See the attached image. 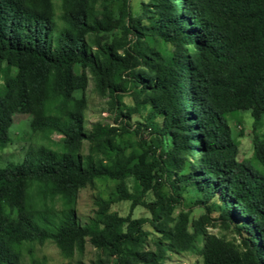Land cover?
I'll return each instance as SVG.
<instances>
[{
  "label": "trees",
  "instance_id": "1",
  "mask_svg": "<svg viewBox=\"0 0 264 264\" xmlns=\"http://www.w3.org/2000/svg\"><path fill=\"white\" fill-rule=\"evenodd\" d=\"M60 9L58 20L52 0H0V148L15 113L32 114L34 134L60 135L58 149L31 144L22 161L0 166V264H48L32 252L46 241L65 258L90 242L100 251L93 264H164L173 252L203 264H264V0H148L139 15L124 0L132 39L115 43L97 34L117 25L108 0H60ZM89 75L118 127H86ZM244 101L253 162L237 158L229 125ZM130 132L140 150L117 140ZM99 177L118 180L119 199L150 215L121 216L98 198L82 222L78 193ZM190 185L206 210L193 224L174 206ZM212 212L237 244L205 231Z\"/></svg>",
  "mask_w": 264,
  "mask_h": 264
},
{
  "label": "rangeland",
  "instance_id": "2",
  "mask_svg": "<svg viewBox=\"0 0 264 264\" xmlns=\"http://www.w3.org/2000/svg\"><path fill=\"white\" fill-rule=\"evenodd\" d=\"M54 3L55 14L59 20L61 13L60 0H52ZM148 0H129L131 11L133 15H139L142 11L143 3H147ZM109 8L112 12V17L117 20V25L110 30L97 29V34L102 38L103 42L115 43L119 40H130L132 34H127L126 38L123 26L126 24V17L122 13L124 0H108ZM155 47H161L159 43L154 44ZM80 68L75 67V75L78 77L80 74ZM128 87V83L125 84ZM121 92L122 101L126 105H131L133 100L131 95L127 91ZM87 108L85 112L86 127L90 129L95 122H102L105 124L118 127L119 123L115 120V114L112 112L109 97L101 94L96 90L95 82L89 75L88 86L86 89ZM238 114L232 116L229 119V125L231 127L232 136L238 141V153L237 158L239 160H245L253 162V117L251 115V109L249 103L244 101L238 105ZM146 111V110H144ZM137 117V116H136ZM136 117L133 119L135 120ZM31 113H15L13 115V121L9 127L10 142L4 147L0 148V166L6 163L20 162L24 159L27 148L31 144H44L52 146L56 149L59 148L60 135L52 134L50 138L44 137L41 134H34L31 129L32 121ZM133 120V121H134ZM264 121V120H263ZM264 131V125L258 130L259 134ZM145 136V134H143ZM142 135V136H143ZM117 140L121 144H125L126 151L131 149L140 150L141 139L140 136L134 132H130L122 137H117ZM84 153H87L88 142H84L82 146ZM129 187L132 188L133 179H127ZM118 180L99 177L96 178L94 184L81 189L78 193L76 210L82 222H86L90 217L94 215V211L97 209L96 200L98 198L110 199V210L115 211L121 216L130 215L131 218H139L149 216L147 209L138 205L131 209V201L121 200L117 193ZM162 191L167 195H172V192L167 185L162 187ZM182 196L180 203H175V212L181 210L189 213L190 223L199 220L203 214L206 213L205 208L197 203L201 194L193 187L187 186L185 189L180 190ZM33 195L36 197L38 193L37 186L33 187ZM148 200L153 199L151 192L147 194ZM56 207L60 208L61 203L56 200ZM210 219L204 218L202 225L205 231L210 235H216L228 243H238L237 236L231 227H228L225 222L217 218V213L212 212ZM145 228L150 229L149 225ZM147 249H153L151 242L148 243ZM33 256L45 260L48 264H76L81 260L84 264H93L100 254V251L95 248L90 242L86 243L84 253L82 255L76 254L73 258L63 257L58 248L49 241L43 244L35 243L33 245ZM25 261L30 262L31 255L24 248ZM113 259V258H112ZM164 264H203L202 260L197 255H192L188 252L183 253H169L165 259Z\"/></svg>",
  "mask_w": 264,
  "mask_h": 264
}]
</instances>
